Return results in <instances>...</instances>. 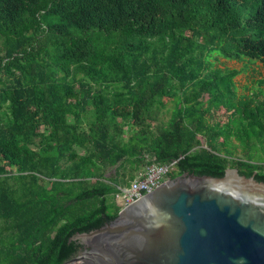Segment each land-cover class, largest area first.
<instances>
[{"label":"trees","instance_id":"16d2710c","mask_svg":"<svg viewBox=\"0 0 264 264\" xmlns=\"http://www.w3.org/2000/svg\"><path fill=\"white\" fill-rule=\"evenodd\" d=\"M221 58L264 66V0H0V264L76 256L153 163L264 181V101Z\"/></svg>","mask_w":264,"mask_h":264},{"label":"water","instance_id":"95a60500","mask_svg":"<svg viewBox=\"0 0 264 264\" xmlns=\"http://www.w3.org/2000/svg\"><path fill=\"white\" fill-rule=\"evenodd\" d=\"M73 240L63 264H264V181L184 173Z\"/></svg>","mask_w":264,"mask_h":264},{"label":"rangeland","instance_id":"374dc122","mask_svg":"<svg viewBox=\"0 0 264 264\" xmlns=\"http://www.w3.org/2000/svg\"><path fill=\"white\" fill-rule=\"evenodd\" d=\"M218 67L222 68H236L239 70H243V72L236 77V83L239 88V92L241 94L247 93L251 94L252 92L257 93L256 100L264 101V66L261 62H237V61H228L221 58L219 61H216ZM173 105L170 104L167 109H165L164 113L161 116V121L168 122ZM224 111H219L216 114L217 120H225V116L223 115ZM46 129L44 128V131ZM130 134H127L128 137ZM12 169L16 172L17 168L12 166ZM146 171V168L141 170L139 174ZM116 200V199H115ZM117 203V202H116Z\"/></svg>","mask_w":264,"mask_h":264},{"label":"built area","instance_id":"2783aa9c","mask_svg":"<svg viewBox=\"0 0 264 264\" xmlns=\"http://www.w3.org/2000/svg\"><path fill=\"white\" fill-rule=\"evenodd\" d=\"M173 167L171 164L153 163L146 171L132 181L130 186H120L115 195L118 206L122 209L145 194L152 192L163 182L169 180V173Z\"/></svg>","mask_w":264,"mask_h":264}]
</instances>
